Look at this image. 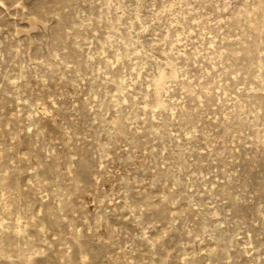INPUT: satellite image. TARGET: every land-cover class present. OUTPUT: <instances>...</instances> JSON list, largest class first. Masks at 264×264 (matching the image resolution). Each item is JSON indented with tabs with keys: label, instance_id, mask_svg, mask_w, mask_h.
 <instances>
[{
	"label": "rangeland",
	"instance_id": "374dc122",
	"mask_svg": "<svg viewBox=\"0 0 264 264\" xmlns=\"http://www.w3.org/2000/svg\"><path fill=\"white\" fill-rule=\"evenodd\" d=\"M0 264H264V0H0Z\"/></svg>",
	"mask_w": 264,
	"mask_h": 264
}]
</instances>
